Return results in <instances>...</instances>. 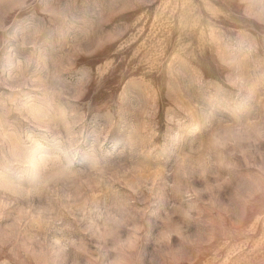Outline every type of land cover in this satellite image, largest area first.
<instances>
[{"label": "rangeland", "instance_id": "obj_1", "mask_svg": "<svg viewBox=\"0 0 264 264\" xmlns=\"http://www.w3.org/2000/svg\"><path fill=\"white\" fill-rule=\"evenodd\" d=\"M0 264H264V0H0Z\"/></svg>", "mask_w": 264, "mask_h": 264}]
</instances>
